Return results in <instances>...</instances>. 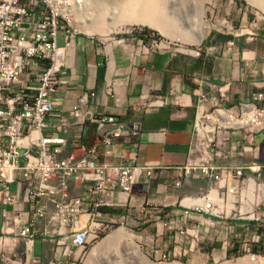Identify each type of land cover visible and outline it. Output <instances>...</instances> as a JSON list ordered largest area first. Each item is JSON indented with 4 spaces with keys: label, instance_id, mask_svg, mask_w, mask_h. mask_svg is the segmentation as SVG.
Here are the masks:
<instances>
[{
    "label": "crops",
    "instance_id": "0c3cea01",
    "mask_svg": "<svg viewBox=\"0 0 264 264\" xmlns=\"http://www.w3.org/2000/svg\"><path fill=\"white\" fill-rule=\"evenodd\" d=\"M237 10L242 11L241 6ZM64 34L60 30V45L65 41ZM154 37L142 32L104 38L75 33L65 48L64 69L55 94L59 104L46 116L47 126L42 132L64 138L63 144L54 145L58 146V157L88 156L98 163L152 167L149 176L138 177L129 194L113 181L108 185L110 192L104 194L95 192L91 180L67 178L68 197L83 200V219L88 212L98 213V220L121 223L136 232L137 240L148 250L159 248V252L181 260L215 261L232 258L246 249L256 254L264 252V221L217 218L204 211L186 214V205H192L186 204V200L201 204L202 198L195 194L202 184L208 183L188 177L180 185L173 184L188 158L199 94H205L207 107L214 103L230 106L252 92L264 93V25L249 35L237 31L224 36L211 34L191 51L161 43L152 45ZM90 91L93 96L78 105L77 118L72 114V106L84 92ZM154 95L162 97L164 103L142 104V99ZM86 109L113 116L128 134L112 137L107 144L105 138L113 126L99 127L92 115L85 113ZM253 161L264 164L262 134L254 136L252 145L238 146L230 158L220 162L240 165ZM12 189H17V185L13 184ZM39 202L45 203L48 210L54 206L47 199L41 198ZM29 205L21 189L15 207L25 214ZM177 218L182 220L184 234L164 224L169 221L166 219ZM44 223L38 222V230ZM51 227L57 228V221ZM63 232L62 227L54 238ZM50 239L39 232L31 260L24 262H52L55 243ZM12 244L2 230L0 217V253L8 252ZM14 249L17 255L10 256L18 261L12 260V264L20 263L23 245L16 242ZM76 252L63 257L62 262L70 264Z\"/></svg>",
    "mask_w": 264,
    "mask_h": 264
},
{
    "label": "built area",
    "instance_id": "2783aa9c",
    "mask_svg": "<svg viewBox=\"0 0 264 264\" xmlns=\"http://www.w3.org/2000/svg\"><path fill=\"white\" fill-rule=\"evenodd\" d=\"M77 2L0 0V217L2 230L13 242L8 252L1 251L0 260L9 263L13 262L10 255H17L16 242L23 245L20 254L30 261L33 242L41 232L55 243V257L48 264H64L63 257L73 255L75 250L81 253L97 236V230L114 223L98 220L99 214L95 212H88L83 219L81 215H86L83 200L68 197L67 178L91 180L95 192L104 194L110 192L108 185L113 181L123 193L129 194L140 175L149 176L152 172V167L98 163L88 156L58 157V146L54 145L63 144L64 138L42 133L47 126L46 116L59 104L55 94L64 69L65 48L78 33L71 22ZM60 30L65 33L61 45L57 42ZM160 43L161 40H152V45ZM92 96V91L84 92L72 106V114L79 118L78 105ZM205 101V94L200 93L188 158L173 184L180 185L193 177L206 180L208 187L199 192L204 204L186 205L185 213L204 211L217 218L263 222L264 164L220 161L230 158L238 146L252 145L256 134L264 135V93L252 92L230 106L214 103L206 107ZM155 103L162 104L164 99L158 95L142 99L144 105ZM85 113L92 115L99 127L113 126L105 138L107 144L112 137L128 134L111 115L90 109ZM13 184L17 189H12ZM21 189L30 203L25 214L15 207ZM41 198L54 204L52 210L39 202ZM42 220L45 223L38 230V222ZM53 221H57V228L51 227ZM62 227L63 235L54 238ZM175 227L185 233L182 223ZM153 251L157 259L168 256L158 249ZM239 254L251 260L259 257L248 249Z\"/></svg>",
    "mask_w": 264,
    "mask_h": 264
},
{
    "label": "rangeland",
    "instance_id": "374dc122",
    "mask_svg": "<svg viewBox=\"0 0 264 264\" xmlns=\"http://www.w3.org/2000/svg\"><path fill=\"white\" fill-rule=\"evenodd\" d=\"M150 1L151 0H78V2L72 9L74 15V17H72L71 19L72 26L75 27L78 33L95 38H104L114 35L116 36L124 34L125 32L139 33L143 32L144 30H148V35H154L155 37L153 39L161 40L162 46L174 47L178 50L182 49L185 51H191L201 46L204 40L211 34H220L221 36H224L228 35L230 32L237 31L243 32L244 35H249L250 31H254L258 26L264 25V8L253 0H205L206 18L204 23L206 26H204L203 29V37L199 42H193L190 35L196 32L195 25L186 16L189 10H191L192 7L194 9V5H198V3L202 0H158V2H156L157 0H153L152 2ZM152 3H154V5L156 6H162L163 8L165 6L166 10H164V14L174 17L175 20L178 21L179 26L181 25L180 27L184 31H188V33L191 32V34L189 33V36L177 33L168 35V33L146 24H127L119 20L121 15H125L126 10L138 8V10H147V5L150 6ZM182 3L184 6L186 5V8L183 9L186 14L182 11ZM238 6H241L242 11L237 10ZM100 17L107 23L105 24V29H109V31H107L109 33L106 32V34L104 35L102 33L100 34L99 32H91L88 30L89 25L93 26L94 23H102V21L99 19ZM221 21H224V24H222ZM207 187L208 184H202V187L199 188V192L201 189L205 191ZM199 192L195 194V197H199ZM190 212L194 211L190 210ZM170 219H166L169 221L164 222L166 221L164 220L163 222L167 226H172L171 228H175V226H177V223L180 224L182 222V220H179V218L174 219L173 221ZM120 228H124L125 230H127L131 235L130 239L132 238L131 240L138 244L140 249L149 257V259L156 264H235L240 258H242V261L246 258V261H244H249L252 264H264V252L259 253V257L255 260H251L243 254H239L237 256H233L232 258H221L215 261H185L179 259L178 257H171L169 253L165 258L157 259L154 256V248L152 250H148V248L144 247V245L142 243H139V241L137 240L136 232L125 227V225H122L121 223H112L111 226H108L105 229L97 230V236L88 243V245L81 251V253L78 254V251L76 252V255L72 259H70V264H85L89 258H92L91 264H143L139 260L133 258L131 254L127 253L128 251L125 250L123 244L108 247L106 248L107 250L105 249L104 251L99 248L101 247V243L108 236L113 235L114 232L119 230ZM156 249L159 250V248ZM19 256L21 258V261L20 263L17 262L16 264H30V262H24L25 258L22 254H19ZM11 260L18 261V259H15L14 257H12ZM0 264L12 263L0 260Z\"/></svg>",
    "mask_w": 264,
    "mask_h": 264
},
{
    "label": "bare ground",
    "instance_id": "6f19581e",
    "mask_svg": "<svg viewBox=\"0 0 264 264\" xmlns=\"http://www.w3.org/2000/svg\"><path fill=\"white\" fill-rule=\"evenodd\" d=\"M152 1L153 0H151L150 2H152ZM253 1L258 3L259 5H261L264 8V0H258V1L253 0ZM156 2H158V0ZM135 3H134V5H135ZM159 5H162V4H159ZM182 5H183V3H182ZM198 6H199V8H198ZM181 8H182L183 13L186 14V12L183 10L184 8H186V5L185 6L183 5V7L181 6ZM138 9L126 10L125 15H121L120 19L119 18L118 19L120 21L127 23V24L128 23L146 24V25H149L153 28L162 30L163 32L168 33V35L169 34L173 35V33L174 34L177 33V34H184L185 36H189V33L191 34V32L188 33V31H184L180 27L181 25L179 26L178 21H176L174 17H172L171 15L167 16L164 14L165 13L164 10H166L165 6L163 8L162 6H156V5H154V3H152L150 6L147 5V10H138ZM181 13H179V14H181ZM75 14H76V12H75ZM174 14H175V12H174ZM112 16H113V14H112ZM186 17H188V19L191 20L195 25L196 32L194 34L190 35L193 42L194 41L199 42L201 40V38L203 37L204 26H206L204 23L205 18H206L205 0L200 1L198 3V5H194V9L192 7V9L189 10V12L187 13ZM99 19L102 21V23H97V24L94 23L93 26L89 25L88 30L91 32H99L100 34L102 33L104 35V34H106L107 31H109V29L108 30L105 29L106 28L105 24H107V23L105 21H103L101 17ZM221 23L224 24V21H221ZM107 33H109V32H107ZM199 202H201V201H199ZM186 204H193V201H190L188 199V200H186ZM201 204H204V202L202 201ZM130 236L131 235L127 230H125L124 228H120L119 230L115 231L113 235L108 236L101 243V245H100L101 247H99V248H101V250L104 251L108 247L123 244L125 250L128 251L127 253L131 254L132 257L135 258L136 260H139L143 264H156L155 262H153L149 259V257L140 249L138 244H136L134 241L131 240L132 238L130 239ZM91 259L92 258H89L85 264H91ZM244 260L246 261V258ZM244 260L242 261V258H240L237 261V263H235V264H252L249 261L245 262Z\"/></svg>",
    "mask_w": 264,
    "mask_h": 264
},
{
    "label": "trees",
    "instance_id": "16d2710c",
    "mask_svg": "<svg viewBox=\"0 0 264 264\" xmlns=\"http://www.w3.org/2000/svg\"><path fill=\"white\" fill-rule=\"evenodd\" d=\"M148 32H149L148 30H144L142 33L146 34V33H148Z\"/></svg>",
    "mask_w": 264,
    "mask_h": 264
}]
</instances>
